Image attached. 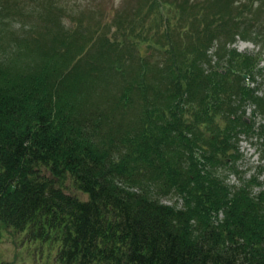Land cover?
<instances>
[{"label": "trees", "instance_id": "obj_1", "mask_svg": "<svg viewBox=\"0 0 264 264\" xmlns=\"http://www.w3.org/2000/svg\"><path fill=\"white\" fill-rule=\"evenodd\" d=\"M95 3L0 0V222L58 264H264L238 166L264 143V0Z\"/></svg>", "mask_w": 264, "mask_h": 264}, {"label": "rangeland", "instance_id": "obj_2", "mask_svg": "<svg viewBox=\"0 0 264 264\" xmlns=\"http://www.w3.org/2000/svg\"><path fill=\"white\" fill-rule=\"evenodd\" d=\"M72 5L75 6L78 3H86L87 0H70ZM124 0H97L94 4L97 8L105 11L109 14L114 12L116 8H120ZM237 47L239 51H257L260 47L254 42L244 41L240 37L237 42L233 44ZM214 46L211 48L210 52L213 53L215 50ZM259 48V49H258ZM264 64V62L262 63ZM263 76L259 75V81L263 82L262 89L259 93L262 94L264 89V70L261 73ZM254 106H249L247 109V115H251ZM259 123H264L262 115H257L256 126ZM257 131L260 128H256ZM263 138L259 135H243L239 142L240 150L242 153L241 159L238 161L239 169L244 173L246 177L257 176L258 180L261 182V186L255 188V192L264 188V143ZM228 181L230 183L239 182V175L236 173H230L228 176ZM177 197H167L165 202L171 203ZM50 244V241H42L39 238L33 239L26 236V231H16L15 228L7 226L5 223L0 222V259L4 261H9L14 264H58L54 258V248Z\"/></svg>", "mask_w": 264, "mask_h": 264}, {"label": "water", "instance_id": "obj_3", "mask_svg": "<svg viewBox=\"0 0 264 264\" xmlns=\"http://www.w3.org/2000/svg\"><path fill=\"white\" fill-rule=\"evenodd\" d=\"M245 76H247V75H245Z\"/></svg>", "mask_w": 264, "mask_h": 264}]
</instances>
